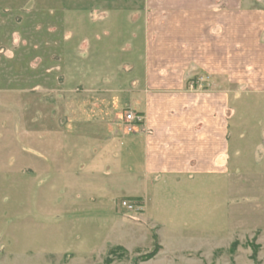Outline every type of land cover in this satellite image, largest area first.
<instances>
[{"label": "rangeland", "instance_id": "rangeland-1", "mask_svg": "<svg viewBox=\"0 0 264 264\" xmlns=\"http://www.w3.org/2000/svg\"><path fill=\"white\" fill-rule=\"evenodd\" d=\"M145 1L108 0L125 12L119 28L104 29L89 24L106 17V0H0V264H264V93L236 87L230 95L226 116L236 120L240 150L228 172L159 190L151 220L143 203L121 207L140 186L121 172V151L79 156L75 171L64 169L68 156L55 158L58 170L46 155L66 154L62 132L72 122L103 120L120 140L133 134L123 121L131 109L120 104L133 89ZM96 42L111 53L107 66L95 61L106 74L85 77ZM66 202L76 214H64Z\"/></svg>", "mask_w": 264, "mask_h": 264}, {"label": "crops", "instance_id": "crops-1", "mask_svg": "<svg viewBox=\"0 0 264 264\" xmlns=\"http://www.w3.org/2000/svg\"><path fill=\"white\" fill-rule=\"evenodd\" d=\"M253 3L146 0L139 7L143 23L139 54L130 76L133 89L127 101L120 104L141 116L137 131L120 140L103 120L90 125L72 122L62 132L71 142L66 154L46 151L52 166L57 164L59 170L60 160L55 158L68 156L70 164L64 169L75 171L79 156L121 151L127 164L121 172L131 170L140 181L136 191H128L126 196L142 201V214L148 220L149 202L158 200L159 190L181 188L192 181L198 183L226 174L230 158L240 150L235 142L236 120L226 116L228 108H233L230 95L236 87L264 93V8ZM120 6L109 5L106 0L101 6L106 17L90 21L89 27L102 22L104 29L119 28L125 12ZM101 42L95 44L99 52L92 48L87 54L85 77L106 74L102 65L95 63L100 58L107 66L108 53L111 55L108 47L99 45ZM199 78L203 79V89L191 90L188 84ZM219 82L225 85L223 89L218 88ZM82 139L88 146L79 150L75 141ZM95 168L90 161L84 171L91 174ZM111 196L103 207L108 208V216L114 221ZM66 204L63 203L64 214L77 213ZM163 252L161 248L156 256Z\"/></svg>", "mask_w": 264, "mask_h": 264}, {"label": "built area", "instance_id": "built-area-1", "mask_svg": "<svg viewBox=\"0 0 264 264\" xmlns=\"http://www.w3.org/2000/svg\"><path fill=\"white\" fill-rule=\"evenodd\" d=\"M188 87L191 90L194 89H203V80L202 79H198L196 82H191L188 84ZM141 116L139 114H135L133 111H126L123 114V121H124V126H125V131L126 133H134L137 131L138 125L141 122ZM121 207H123L127 212H134L136 211V209H138L137 207H141L138 206L136 204H134L131 201H122L121 202Z\"/></svg>", "mask_w": 264, "mask_h": 264}, {"label": "trees", "instance_id": "trees-1", "mask_svg": "<svg viewBox=\"0 0 264 264\" xmlns=\"http://www.w3.org/2000/svg\"><path fill=\"white\" fill-rule=\"evenodd\" d=\"M128 200L131 201V202H133V203L136 204V205H140L141 202H142V201H141L140 199H138V198H128ZM155 249H156V246L154 245L153 248H152V250H151V253H152V254L154 253ZM152 254H151V255H152Z\"/></svg>", "mask_w": 264, "mask_h": 264}]
</instances>
